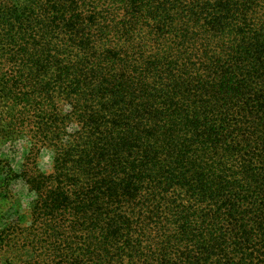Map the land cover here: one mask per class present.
I'll return each mask as SVG.
<instances>
[{
  "label": "trees",
  "instance_id": "16d2710c",
  "mask_svg": "<svg viewBox=\"0 0 264 264\" xmlns=\"http://www.w3.org/2000/svg\"><path fill=\"white\" fill-rule=\"evenodd\" d=\"M24 130L56 158L0 168L35 196L0 264H264V0H0V147Z\"/></svg>",
  "mask_w": 264,
  "mask_h": 264
},
{
  "label": "rangeland",
  "instance_id": "374dc122",
  "mask_svg": "<svg viewBox=\"0 0 264 264\" xmlns=\"http://www.w3.org/2000/svg\"><path fill=\"white\" fill-rule=\"evenodd\" d=\"M60 109H69L68 106H61ZM29 136L25 135V130L22 134H18L13 141L6 143L0 147V168L1 167H11L13 171L19 173L21 171L23 174L27 175L33 169L38 170L43 174H50L53 170V165L55 162V155L52 147L49 146L48 142H40L33 146V144L27 141ZM37 139V138H36ZM11 187L8 190L1 189L0 185V225H5L6 223L11 226L14 219H19V217L27 218L29 215L30 204L34 201L35 196L28 191L25 183L21 180L16 182H11ZM5 196V198H2ZM15 228V232H11L12 235H22L23 230ZM2 229V228H0ZM1 231V230H0ZM22 231V232H21ZM3 235H8L4 233ZM9 239V238H8ZM7 239V242H8ZM11 244H9L10 246ZM6 246L3 249L2 255L8 257L7 263H27L31 258V253L25 251V247H21L19 244L17 247L13 248Z\"/></svg>",
  "mask_w": 264,
  "mask_h": 264
}]
</instances>
